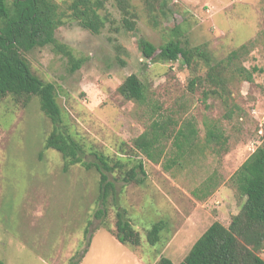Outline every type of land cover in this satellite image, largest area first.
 <instances>
[{
	"label": "rangeland",
	"instance_id": "obj_1",
	"mask_svg": "<svg viewBox=\"0 0 264 264\" xmlns=\"http://www.w3.org/2000/svg\"><path fill=\"white\" fill-rule=\"evenodd\" d=\"M52 1L65 14L62 25L50 44L23 55L40 80L55 86L61 128L82 146L83 161L94 162V152L111 164L120 159L114 178L142 162V184L115 181L117 204L140 244L115 239L111 199L103 222L94 217V169L74 165L63 172L61 155L43 148L53 126L37 97L8 95L0 100V263L70 264L85 252L79 264H156L160 257L179 264L212 223L227 227L239 212L243 199L230 177L264 143V0H129L133 31L108 0L98 11L107 18L98 34L72 19V0ZM142 38L155 47L172 39L198 47L212 63L242 47L235 64L260 72L250 83L231 76L234 68L228 72V106L209 94L202 62L188 68L144 60ZM129 75L144 85L143 103L117 92ZM153 122L167 123L170 133L157 146L156 162L133 146ZM186 123L195 136L180 150L174 134ZM211 128L221 134L219 144L206 143ZM158 221L164 229L150 245L146 233ZM257 255L264 261V247Z\"/></svg>",
	"mask_w": 264,
	"mask_h": 264
},
{
	"label": "trees",
	"instance_id": "obj_2",
	"mask_svg": "<svg viewBox=\"0 0 264 264\" xmlns=\"http://www.w3.org/2000/svg\"><path fill=\"white\" fill-rule=\"evenodd\" d=\"M106 1L108 0H72L67 9L79 27L98 34L107 22V18L98 13ZM113 1L123 14V27L133 31L134 21L129 0ZM64 17L65 14L52 0H13L10 3L7 0H0V100L8 95L23 98L25 102L33 96L37 97L40 110L53 126L45 138L43 148L52 149L61 155L63 172H67L69 167L74 165L97 172L98 208L94 212V217L103 222L111 199L116 218L115 239L123 245L138 246L140 236L126 218L125 211L117 204L115 181L142 184L145 178L142 162L137 161L119 178H114L115 169L122 166L120 159L111 164L106 156L94 152L92 154L94 162L83 161L82 146L61 128V113L56 103L55 86L40 80L31 71L29 62L23 55L36 47L50 44ZM138 48L144 60L166 63L181 61L188 68L198 66L199 62H202L207 69L205 82L211 87L209 94L215 95L227 105L229 102L233 105L231 92L227 89L228 72L234 68L231 76L248 83L252 82L253 73L260 72L255 68L248 71L235 64L234 60L239 56L242 47L232 51L225 60L216 63H212L209 55L200 48L189 47L174 39L155 47L142 38L138 41ZM195 82L196 80L191 81L190 86L192 87ZM117 92L126 101L137 103L145 101L144 85L135 75L126 77L118 86ZM228 112L225 119H229L232 114L231 110ZM166 125L165 122H153L150 131L134 139V148L148 160L156 162L157 158L154 155L160 154L157 147L160 140L170 135L166 131ZM194 136L195 130L190 123L181 126L174 134L175 141L180 142L177 148L181 150L183 144H190ZM221 139V134L215 128L207 129V144H219ZM109 176L113 179L110 180ZM230 181L243 199L239 212L231 218L227 227L219 222L212 223L194 242L179 264H264L257 255L264 247V143L233 172ZM163 229L162 221L153 223L146 233L147 242L155 245ZM84 233L88 235V229H85ZM84 254L85 252L77 261H71L70 264H79ZM156 264L173 263L166 257H160Z\"/></svg>",
	"mask_w": 264,
	"mask_h": 264
}]
</instances>
